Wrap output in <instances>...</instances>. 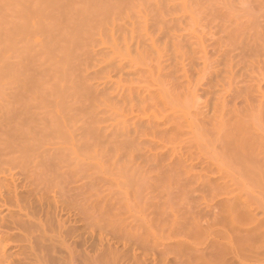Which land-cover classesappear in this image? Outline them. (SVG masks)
Masks as SVG:
<instances>
[{
  "label": "rangeland",
  "instance_id": "obj_1",
  "mask_svg": "<svg viewBox=\"0 0 264 264\" xmlns=\"http://www.w3.org/2000/svg\"><path fill=\"white\" fill-rule=\"evenodd\" d=\"M192 1L193 0H163V1L136 0L135 2L134 1H130L129 3L127 2L124 4V7L122 6L119 9L120 12L118 10H115L114 14L113 13L110 14L109 18H107L105 23H102V25H100V23L98 22L91 24L92 31H90V33L92 32L91 33L93 35L92 38L95 40V43L94 40L90 37L92 41L88 40L87 38L88 42L90 43H88L85 38L84 41H86L87 44L84 42L85 45L77 44L75 46V49H77L78 51L75 49H73V51L74 52L77 51L76 54L78 56H81L79 54H82L84 49H86V51L88 49L89 54L93 55V56L92 55L87 56L86 53L88 52L84 51L85 54L83 52V54L87 56V59L92 61V62L89 61V63H91L92 65L88 63H87L88 65H86V63L82 62V60L81 62L83 63V65L82 63L80 64L76 63L74 66H78L79 69L82 68L80 67V65L84 66L85 64L87 67L84 66V68L81 69V72L79 69H77L78 67L75 69H73L74 68L73 67L72 69L75 70L74 73L76 72L75 74H77L75 76L78 77L79 73L84 75L86 74L85 76H82L80 74L81 75L80 77L81 78L86 77L90 81L89 82L87 80V83L98 85L102 89L103 87L101 86L104 85V89L102 91L104 90L107 91V93L106 91H104L105 93L102 92L101 95H99L100 98L104 97L101 98L104 99V102L105 99H108L105 102L106 103L105 108H103L104 107L103 104L105 103L101 104L102 103L100 101L101 99L98 97V99H100L99 100L100 102L97 101L100 103L99 104L100 107H98V109L99 108L100 109L99 110L97 109L98 112H96L97 110L95 111L94 114L95 118L93 117V119H95V122L98 123V124L95 123L97 125L96 127H99V125L101 126L99 127V129L102 127L103 128L106 127L107 129L106 128L100 129L101 132L105 131L104 132L105 134L115 133V135H118L117 133L121 132L120 133L121 137L123 136L126 137L125 130L127 131L128 129L127 132L129 133H127L126 135L131 136L132 140H130L129 137L128 140L126 137L127 141H131L130 142L131 145L133 144L132 147L136 144L139 147L136 148L134 146L135 148L133 149L136 152V153L133 152L134 154L131 152L133 150L132 147L131 146H130L131 148L128 147V149L130 150V154H132V156L134 155L133 156L134 160L132 159L131 156L128 155V159L131 158V160H133L131 162H129L130 159L125 160L127 157V153H129V151H127V146L129 142L127 141L126 142L123 141V143H126L125 149H124L125 145L124 144L123 146L121 145L123 147L122 150L124 152L118 151L120 144L117 147L115 146L116 149L118 148V150L115 151V149L113 150L115 144L113 143L106 144V142L104 143L106 145L101 144V145H97L96 147V150L101 149L103 153L101 150L100 152L98 151V153L94 152L95 147H93L94 150L91 149L92 147H90V149L88 150H84L83 153L85 155V162H84L85 167L83 166V168L85 170L82 168L84 170L82 177H83V181L84 182L86 181L85 184L86 187L89 189L87 191L85 190V198H86L85 201L87 203L90 202L89 204H91L94 201L96 203L100 202L101 206H104L103 208H105V210L100 206L99 203V206L101 207V209H103V212L100 213L102 210L98 207L100 209V211L97 212L98 214L100 213L98 218L99 220L94 218V221L98 220L99 222L98 221L94 222L92 220L94 223H96V224L94 223L92 224L90 219L86 220L87 216L85 214L84 216L80 215L81 219H79L77 218L78 216L76 215V211H72L71 212L72 214L70 213V217H69L70 223L68 225L70 228L72 227L75 228V230L65 239V243H66L65 246L60 244V242L58 241V237L53 238V234H50L53 239H51V243L47 242V245H45L46 248V250H44L45 252H43L41 249L39 250L38 248L35 249L37 251L36 253L35 251L34 253L33 252L31 253V251L28 250L27 252H25L21 249L22 248L21 245L23 244L21 240L18 239L8 240L6 241V249L11 257L10 264H192L194 261L189 263L190 260L189 259L187 260V257L189 256L190 253H193L194 256H197L199 258L200 257L199 251H201L200 255L202 256L204 255L203 257L201 256L202 258L200 257L202 260H200V258L196 259L198 261L199 260L202 261L201 264H210V263L220 264V262L218 261L215 262L218 259L219 261L222 260L224 264H230V262L231 264L234 263L264 264V258H263L264 251H262L264 247L262 248L260 246L261 244L256 248L255 244L257 243L258 245L259 243L258 242H255V244L253 243L254 244L253 249L256 248L255 250H253L254 252H256L258 247L262 248V250L261 248L257 250L259 252L262 251L261 256L262 255L263 256L260 258V255L257 256L258 254L252 255L253 252L252 248L251 249L247 248V250L244 249L245 245L243 241L241 243V241L238 238H236V236L238 237V234L244 231V229L247 227L246 225L248 226L251 225L249 224V221L252 220L251 219L252 217L250 215L252 213L250 212L254 211V209L256 208L255 204H252L254 203L253 198L255 199L256 197L253 196L254 194H250L251 195L250 197L252 198L250 199L249 197L250 201L248 199L246 203L245 202L246 200L245 199H244L245 201L243 200L245 194H244V190H242L244 188V185H246V182L241 181V183H244V185L243 184L241 185L239 183L240 181L236 180L235 177L238 178V175H240L237 174L238 170H236L235 177L234 175L232 177V175L230 174L231 177L233 178V180L231 181V177H227V175L229 174H227V172L226 171L224 172L223 170L224 165L219 164L215 159L214 162L213 158L211 161L210 158L211 154L214 153V152L212 153V151H216L215 149H213L214 145H212L213 144L212 140H214L215 143L216 136L214 135L215 133H217V130H214V134L212 136L211 135L213 133L212 128L214 127L212 126V124L213 125L215 124V127L218 126L216 125L218 123L216 122V120L218 121L221 118L222 115L221 113L223 112L225 114L227 113L226 116L223 114L224 115L223 117L225 118L226 121H228L227 119L231 118L230 117L231 114L234 117V108L235 111H237L236 108L239 110L242 107L243 109L245 108L244 105H247L251 100L254 99L255 101L256 99L259 101L260 97H262V99L264 97L263 95L264 94L263 91L264 90V54H263L264 41L263 42L261 41V39L264 40V27L262 28V26H264V0H260V1L259 0H215V4H214V0H210V2L213 3H210L209 0H204V2H201L203 0H200L198 2L203 3L201 4L200 7H198L200 5L199 3H198L199 5L196 4L197 0L196 2H194V4ZM205 1L206 2L208 1V3L206 4ZM160 5L164 6V7L161 6L160 8H165V9L158 10V8L156 7ZM209 6L210 7L212 6L211 8L213 9H211ZM197 8L198 10L199 9L201 10L198 11ZM211 12L212 13L215 12V13L212 14ZM164 13H166V15ZM169 14L172 15L170 16ZM153 16L155 17V20ZM251 20H254L252 21L253 23L251 22ZM249 24L253 25L252 26L253 28ZM240 28L243 30L241 31ZM258 30L259 31L261 30L260 34H258ZM96 31L99 33H97ZM169 33L170 35H168ZM100 34L102 35V37H100ZM195 34L197 35V37L195 36L196 38L193 37V35ZM258 35L261 36L258 37ZM200 36H204L203 37L204 39ZM219 37L223 39L222 44H221V39ZM250 37L252 38L249 42ZM201 38L204 40V42L201 40ZM253 38L257 39L258 44L260 43L259 48L254 44L256 43V39L253 40ZM259 38L260 40H258ZM139 39L141 40V42H139L140 41ZM178 39L181 40L178 41ZM212 39L213 40L216 39V40L212 41ZM151 41H153L154 43L152 42L153 44L152 43L150 44ZM243 42L245 43L247 42L246 44L247 46ZM140 43L142 44L141 49L143 46L144 48L147 49V51L145 49L146 52L145 51L143 52H145L144 55L147 54L148 56V58L147 56H145L147 58V59L145 58V62H147L148 64L149 71L143 69L146 71L141 70L140 72L136 71L135 72L136 74L135 73L131 74L134 71L131 70L132 67L134 66L132 67L129 66V68H131L129 69L127 65L130 64L134 65L135 62L134 60L138 59L137 61H140L139 59L142 56H144L143 54H141L142 51L141 53H138L140 50V46H139ZM155 43H157L158 47L154 46ZM212 43L214 44V46H211L213 45ZM88 44L90 47L86 46ZM215 45L217 46L216 48ZM254 45L259 49L258 53L256 52L258 49L257 48H256L257 50L254 49L255 48ZM244 47L245 49H243ZM223 48L228 50L224 51ZM246 48H248L250 54L248 50H246ZM261 48L263 49V51ZM100 49H102V51H105L104 52L105 54L101 52ZM93 50L94 51L97 50L99 52V55L97 52L98 57L101 55V57L98 58L99 60L96 57V51L95 53H93L92 52ZM239 50H241V52H239ZM221 51L223 53H221ZM251 51L253 52L252 54L254 56L251 54ZM225 52L226 53L228 52L227 56L226 54L224 55ZM204 53L206 55H203ZM220 53L222 56L219 55ZM230 54L232 55L233 59L231 58ZM242 54L245 56H243ZM250 55L253 59L250 57ZM82 56L79 58L82 59L83 58ZM86 56H84L85 59ZM95 58L97 59V62H95L96 61ZM205 58L208 59L204 61ZM131 60H133L132 61L133 63H131ZM190 60L192 61V63ZM229 60L230 62H227ZM126 62H128V64ZM202 62L204 63V65ZM93 63L95 64L98 63V64L95 65ZM122 63L126 64L125 68L122 69L123 72L121 68L118 67V64H122ZM192 64L193 67L190 66ZM205 64L207 65L210 64V65L209 66L206 65L208 67L207 68ZM161 66H163L164 68ZM89 67H91V69ZM171 67L172 68L174 67V69L167 70V69H172ZM181 67L183 71L181 70ZM187 67L189 69H187ZM211 67L213 68L211 69ZM219 67H221V69ZM76 69L79 70V73H77ZM87 69H89L91 72ZM209 69L212 71V75H210L211 71ZM216 69H218L217 70L218 72H216ZM226 69L228 71L230 69V71L227 72ZM93 70L94 72L96 71L94 73L95 75L93 74ZM119 70L121 71V74ZM175 70L176 72H174ZM84 71H86V73ZM152 72L154 74H152ZM220 72L223 73L225 72L227 74H223ZM87 73H90V75L92 76L90 77V75H88ZM129 73L131 74V77ZM138 73L141 74L138 75ZM124 74L126 75V77L124 76ZM142 74L145 75L141 77ZM158 74L160 76H158ZM167 74H169L170 76ZM207 75L209 76V79ZM224 75H226V77ZM227 75L229 76V79H227L228 77ZM108 76L110 79L108 78ZM137 76L138 77L140 76L139 80L141 79L143 81L145 80L144 82L141 80V83L143 82L142 83L143 85L141 83L140 84L138 83L140 81L138 80ZM144 76L146 77L147 81ZM80 77H78V79H81ZM123 77L126 78L125 79L126 81L124 80ZM187 77L188 79L185 80ZM101 78L102 79L106 78V79L104 81ZM117 78L118 80L119 78H122L119 80L122 81L118 82ZM100 79L102 81H99ZM163 80L166 82V84ZM223 80L225 81V83ZM97 81H99V83ZM127 81L131 82L132 85ZM173 81L175 82L172 83ZM245 81L247 84L245 83ZM250 81L252 84L254 82L251 88H255L252 89V91L251 90L250 91L252 93H256L259 91L260 93L259 92L258 93L260 95L256 93V95L254 94L255 95L254 96L250 92V94L253 95L250 96L248 95L249 93L247 94L246 92V94L248 95L246 96L245 93H243L245 89H243L242 91L241 87L244 88L245 85H246L245 87H248V84H251L249 83ZM135 82H137V84ZM145 82L147 84H145ZM167 82H169L170 84H168ZM178 82H182V83H178ZM221 82L223 83L220 84ZM121 83L127 86L129 85V87L131 86L136 87V89H138L139 92H141V90H143L142 92H144L145 91L144 89H148L147 92H145V96H146L145 99L147 100L144 102V99H140L139 97L144 93L143 94L140 93L139 95L138 90L136 91V89L134 88L133 90L136 92L135 93L133 90L127 88L124 85V87L126 88L125 89L121 85ZM148 83L149 84L151 83V85H149ZM211 84L214 86H212ZM155 85L157 86V88L158 86H161L163 87V89H165L163 91L166 92V93L164 92V94H168L165 95L167 96V100L165 99V97L159 94L160 87L159 89H157ZM166 86H168V88ZM105 87H107V89H105ZM127 89H129L130 93L132 91L134 93V96H132L133 93L131 94L129 93V96H127L128 95ZM178 89L179 92H177ZM123 91H127V93ZM122 92L125 93L122 96L123 98L125 95L128 97V99H126L127 97L124 99L125 101H123V99L121 100L122 97H120V94H122ZM169 92L172 94H169ZM149 94L152 96H150ZM242 94L244 95L240 96ZM159 95H161L164 99H162V97ZM130 96H132L133 98ZM249 96L253 98L249 102H247L248 100L247 97ZM71 97L73 98V96ZM242 97H244L243 99L245 100H243ZM262 99L260 98V101ZM70 100L72 101L74 99L67 98L68 101L67 104L70 105L69 103H71L70 107H72L73 110H71L70 108L71 111L68 110V112L65 115L66 118H68L66 119L67 122L70 118L73 119V117H75L74 120L70 119V122L68 123L73 126L72 123L73 122L76 123L77 116H71V114L72 115L76 114L78 115V117L80 116V114L83 115V118L81 116L82 121L83 119L86 120L87 117H89V115L86 113V111L83 112L84 109L81 111L82 113L80 112L79 114H77L76 113L77 108L76 110H74L73 107L75 105H73L72 104L73 101L70 102ZM239 100L243 103H241ZM254 101L253 102L251 101L252 102L251 107L253 106V104L254 106L255 104L257 106V104L260 102L257 101L258 102L257 103L255 101L256 102L255 103ZM246 102L247 104H245ZM216 103H218V105L220 106H216ZM261 104L264 103L261 102ZM247 107H250V105H247ZM247 107L246 109L243 110L240 109L239 112L240 111L241 113L243 112L242 114H245L244 112L247 113ZM179 109H183V110L179 111ZM184 109L185 111L189 110L187 112L188 114L184 111ZM192 110H194L193 113ZM227 110L228 112H225ZM73 111L75 112L72 113ZM230 111H232L231 114H229ZM202 112L204 113V115ZM195 114L197 115V117L195 116ZM217 115L220 116V118L217 117ZM172 116L174 118H172ZM202 116L205 117L202 118L201 120ZM90 119L88 118V120ZM209 119L211 120V122ZM79 120L80 118H78L77 120L78 124L80 123ZM220 120H223V118ZM251 121L248 120V123ZM253 121H252L253 124L254 122L256 123V121L254 122ZM189 123H191L190 125L192 127L189 125ZM200 123L201 125H203V123L206 124L208 126V129L211 128V130L209 129V131H207L206 129H202L201 128L202 126L200 127ZM208 123L210 125H208ZM253 124H250L251 130L255 129V127H253L254 129H252V126H254ZM173 125L179 126V127L177 126L179 128L178 129L179 131L178 132L176 131L177 133L174 131L175 128L173 130L172 128ZM219 125H220V121H219ZM138 126L139 128H137ZM255 126H257V123ZM170 129H172V131H170ZM188 129H190V131ZM213 129H217V128H213ZM109 130L110 131L112 130V132H110ZM114 130L116 132H114ZM121 130H124V132ZM204 130H206L207 133ZM192 131L194 132V134ZM253 132H256V129ZM171 133L177 134V137L176 135H173ZM115 135L113 136L112 134V135H108L107 137L108 139H110L113 136L112 138H114L115 140L116 138ZM206 135L208 137L211 136L213 139L211 137L208 138ZM197 136L199 137L197 138ZM204 137H205V142L202 143L201 140L203 139L204 141ZM196 138L197 140H195ZM190 140L192 143H190ZM115 142H119V141H115ZM217 145L218 144H216V147ZM143 155H147V157ZM141 157H143L144 161L142 160ZM178 160H180V162ZM123 161H128V163L125 162L126 164H124ZM210 161L212 163H210ZM176 162L177 163L179 162L180 164L178 163L179 164L178 165ZM207 162L209 163L207 164ZM123 164L124 166L127 165L125 166V168L127 167L126 169L124 168ZM177 166L180 167V169ZM231 167L234 168L235 166L230 164V166H227L225 169ZM177 171L179 174L176 173ZM224 173H226V175ZM225 176L227 177V179L230 178L229 179L230 181H228ZM203 177L205 181H203ZM206 177L209 178L208 179L209 181L207 180ZM222 177L223 179H221ZM234 178L236 180V183L238 181L239 184L238 183L235 184ZM223 182H225L226 184ZM229 183H231L232 185ZM229 185H231L234 188L230 187ZM236 187L237 189L235 190ZM251 187L252 186H250L249 189ZM229 188H231V190ZM208 190H210V192H207ZM211 190L214 192H211ZM248 190H246L245 188V191L248 192ZM90 191L91 193H89ZM92 191L94 192V194L96 192V195H93L95 197L91 196L93 194ZM234 195L236 198H234ZM92 197L94 201L91 199ZM226 198L228 199V202L231 198L236 200L233 202H238L237 200L239 199L238 203H240L241 207L237 206L238 203H236L235 205L237 209L242 208L245 209L246 211L245 212L243 210L244 212L241 211V213L239 214V217H243L242 219L238 217L240 221L236 217L234 222L237 225L235 223L233 225V222L231 220H227L228 218H225L224 215L223 216L220 215L221 217L219 216L217 219H215L216 218L215 217L214 218L215 220L211 218L212 216H214L213 213H215V211L219 209V208L216 209L218 205L221 202L224 203L225 201H227ZM97 200H99V202H97ZM210 202L211 205L209 208L208 205L210 204ZM241 202H243L244 204L243 207ZM248 206H250L249 209ZM251 206H253V208ZM207 211H209L210 214ZM248 211L250 214L247 213ZM239 212L237 211V214ZM244 213L247 215H245ZM260 215L261 217L263 216L262 213H259L257 217H260ZM81 216L84 217L83 219H85L86 221H84ZM222 217L224 220L221 219ZM261 220H263V218H261ZM244 222L247 224H245ZM195 225H197L198 227ZM231 227L234 229H232ZM218 229H220V231ZM224 229L226 230V232ZM230 229H232V232ZM237 230H240V232L239 231L236 232ZM215 231L218 232L217 235H215L216 234ZM230 233H233L234 235ZM231 236H234L235 238ZM229 237L233 239L229 240ZM207 241L211 242V244L213 242L217 243L219 241L220 245L223 244L221 246H223L222 248L225 250V253L224 250H219L221 248L217 247L215 248V250L217 249L216 250L217 254L211 255L212 253L211 249L213 246L209 244ZM222 241L223 243H221ZM200 243H202L205 246H203ZM230 244L232 245V247ZM236 244H240V245L236 247L237 246ZM242 244L244 245V247ZM208 245L212 246L211 249H209ZM186 247L189 248L188 251H185ZM174 248H177V250ZM237 248L239 249L241 248L243 251H241V249L238 250ZM179 249H181L182 252H180ZM226 249L229 251H227ZM226 251L229 252L230 254H228ZM239 251L241 252V254H239L240 253ZM195 252L196 253L199 252V253L196 254ZM208 255L210 259L208 258ZM215 255L217 256V259ZM234 255L236 256V259L234 258L235 257ZM241 258H243V260ZM254 258L255 260H257V262L254 260ZM239 259H241V261ZM198 261H196L197 263L195 262L194 264H200L198 263Z\"/></svg>",
  "mask_w": 264,
  "mask_h": 264
},
{
  "label": "bare ground",
  "instance_id": "obj_2",
  "mask_svg": "<svg viewBox=\"0 0 264 264\" xmlns=\"http://www.w3.org/2000/svg\"><path fill=\"white\" fill-rule=\"evenodd\" d=\"M130 1L135 2L136 0H0V264H10V258L11 257H10V254L7 252V249H6V241L12 240V239L21 240L23 242V244L21 245V247H22L21 249L25 252H27V250L31 251V253L32 252L34 253V251L36 253L37 251L35 249H37V248L39 250L41 249L43 252H45L44 251V250H46L45 245H47V242L51 243V239H53L55 237H58V241L60 242V244L65 246V244H66L65 239L71 233H73V231L75 230V228H73V227L70 228L68 225L70 223L69 217H70V213L72 211H76V215L78 216L77 218H79V219H81L80 215L84 216V214H85L87 216L86 220L90 219L91 223L93 224L94 222H97L99 220L98 219L99 214L103 212V209L105 210V208H103L104 206H101V203L99 202V200H97V202L100 203V206L103 209H101V207L99 206V203H96L94 201L93 197H95V196H93V195H96V192L94 194V192L92 191L93 194L91 196H93V197L91 199L94 202H92V201L91 202L93 204L92 203L89 204L90 202L87 203L85 201V199H86L85 198V190L87 191L89 189L86 187V185H85L86 181L84 182L83 177H82L84 170H85L83 168V166L85 167V165H84L85 155L83 152H84V150L90 149V147H92L91 149L94 150L93 147H95L94 152L98 153V151L100 152L101 149L96 150L97 145H101V144L106 145L107 143L115 144L114 148L112 147L113 145L111 146L113 148V150L115 149V151L118 150V148L116 149L115 146L117 147L120 144L121 150L119 147L118 151H123L122 146H123V144L124 145L126 144V143H123V141L126 142L127 139L128 140H129V138H130V140H132V139H131V136L126 135L127 133H129V132H127L128 131V129H127V131L125 130V136L127 137V139L124 136H123L124 137V139H123V137H121V134H120L121 132H120V133H117L118 135H115V133H112L113 136L115 135L116 138L114 140V138H112L113 136L112 137L110 136L111 137L110 138L111 141H110V139H108L107 136L112 135V134L107 133L108 134L107 135L104 133L105 131L101 132L100 129H102L103 127L99 129V127H101L100 125H99V127H96L97 126L96 124H98V123L95 122V119H93V117L95 116L94 115L95 111L98 109V107H100L99 102L101 101L102 102L101 104H103L108 100V99H105V102H104V99H101L104 97H101V98L99 97V95H101V93L106 91V90L102 91L104 89V85L101 86V87H103V89H102L98 85H93V84L87 83L88 79L86 77L85 78L80 77L81 75L82 76L86 75V74L84 75V74L79 73V70L81 72V69H83L84 66L91 64V63H89L90 60L87 59V56H91L92 54H89L88 49H87V51H86V49H84L83 52L85 51L88 53H86L87 56L84 55L85 52H84V54L82 52L83 56H82V54H79L83 57L81 59V58H79L81 56H78L76 54V52L78 50L75 49V46L77 44L85 45L84 42L87 44L88 40L92 41L93 35L91 34L92 32L90 33V31H92L91 30V28H92L91 24L98 22V23H100V25H102V23H105L106 19L109 18L110 14H112V13L114 14L115 10L119 11V9L122 6L124 7L125 3H127V2L129 3ZM198 1H200V0H197L196 4L199 3ZM192 2L194 4V2H196V0L195 1L193 0ZM201 2H204V0ZM209 2H210V0H209ZM207 3H208V1L206 2V4ZM210 3H213V2H210ZM199 4H198L199 5L198 7H200L201 4H203V3H199ZM214 4H215V0H214ZM161 6L162 5H160L156 8H158V10L165 9V8H160ZM162 7H164V6H162ZM152 9H153V7H152ZM211 9H213V8H211ZM158 10H157V12H158ZM197 10H198V8H197ZM199 10H201V9H199ZM212 11H215V10H212ZM217 12H219V11H217ZM214 13H212V14H214ZM164 14L166 15V13H164ZM169 15L171 16L172 14H169ZM154 20H155V17H154ZM108 21H109V19H108ZM252 21H254V20H251V22ZM167 22H169V21H167ZM250 26L252 27L253 25H250ZM263 27L264 26H262V28ZM258 28H260V27H258ZM93 29H94V27H93ZM242 30L243 29H241V31ZM85 31H87L88 33ZM256 31H254V32H256ZM260 31L258 30V34H260ZM94 32H95V30H94ZM97 33H99V32H97ZM175 33H176V31H175ZM239 33H240V30H239ZM226 34H228V33H226ZM231 34H233V33H231ZM250 34H251V32H250ZM168 35H170V33ZM195 36L197 37L196 34L193 35L194 38H196ZM259 36H261V35H258V37ZM100 37H102L101 34H100ZM200 37L203 38L204 36H200ZM85 38H86L87 42L84 41ZM87 38H88V40H87ZM202 38H201V40L204 42V40H203L204 38L203 39ZM251 38L252 37H250L249 42H250ZM152 39H150V40H152ZM216 39H214V40L212 39V41H215ZM220 39H221V44H222L223 39L222 38H220ZM255 39L253 38V40H255ZM179 40H181V39H178V41ZM258 40H260V38ZM197 41H198V38H197ZM261 41L263 42L264 40L261 39ZM139 42H141V40ZM152 42L153 41H151L150 44ZM257 42L258 41L256 39V43ZM88 43H90V42H88ZM94 43H95V40H94ZM243 43H245V42H243ZM256 43H254V44L256 46H258V48H259L260 43L259 44L257 43L258 45ZM155 44H154V46L158 47L157 43H155ZM246 44H247V42L245 43V45ZM141 45L142 44L140 43V45H139L140 50L138 53H141V51H142L141 54L144 55L145 52L147 51V49L144 48V46L141 49ZM216 45H215V48L217 47ZM255 45H254L255 48L252 46L254 49L257 48ZM86 46H89V44ZM165 46H164V48H165ZM211 46H214V44ZM222 46H221V48H222ZM241 46H242V44H241ZM91 47H92V45H91ZM151 47H153V46H151ZM263 48H264V45H263ZM73 49H75L77 51L74 52ZM94 49H95V47H94ZM145 49H146V51H145ZM243 49H245V47ZM100 50L103 53L105 52V51H102V49H100ZM212 50H214V49H212ZM223 50L225 51L228 49L223 48ZM241 50H239V52H241ZM246 50H248V48H246ZM95 51H96V57L98 59L99 57H101V55L98 57L99 52L97 50H95ZM95 51L93 50L92 52L95 53ZM143 51H145V52H143ZM258 51H259V49L256 52L258 53ZM262 51H263V49H262ZM97 52H98V55H97ZM248 52H249V50H248ZM90 53H91V51H90ZM221 53H223V52L221 51ZM221 53L219 55H221ZM227 53L225 52L224 55L226 54V56H227ZM252 53L253 52L251 51V54ZM249 54H250V52H249ZM203 55H206V54L204 53ZM84 56H86V59L84 58ZM145 56H147V54L142 56L139 59L140 61H137L138 59L134 60L135 61L134 65L133 64L127 65L128 68H129V66L130 67L134 66V67H132V69L129 68L131 70H134L133 72L131 71L132 72L131 74L135 73L136 71L140 72L143 69H146L149 71L148 64H147V62H145V58H146ZM243 56H245V55H243ZM204 57H206V56H204ZM250 57H251V55H250ZM258 57H259V54H258ZM147 58H148V56H147ZM231 58H232V55H231ZM97 59L95 62H97ZM207 59L205 58L204 61ZM227 59H229V58H227ZM81 60H82V62L86 63V65L84 64V66H82L83 63L81 62ZM132 61L133 60H131V63H133ZM165 61H167V60H165ZM172 61H175V60H172ZM90 62H92V61H90ZM159 62H161V61H159ZM227 62H230V60ZM76 63H79V64L82 63V65H80V67H82V68L79 69L78 66H74ZM126 63L128 64V62H126ZM191 63H192V61H191ZM79 64H77V65H79ZM93 64H95V63H93ZM97 64H95V65H97ZM203 65H204V63H203ZM206 65L207 64H205V66ZM209 65H207V66H209ZM125 66H126V64H123V63L118 64V67H120L121 70L123 68H125ZM190 66L193 67V64ZM161 67H163V66H161ZM188 67H187V69H189ZM213 67H211V69ZM72 68L73 69H75V68L79 69V70H77V69L76 70H77V73H79L78 77H80L81 79H78V77L75 76L77 74H75L76 72L74 73L75 70H73ZM89 68L91 69V67H89ZM219 68L221 69V67H219ZM224 68H225V65H224ZM115 69H116V67H115ZM173 69H174V67L172 69H167V70H173ZM85 70H86V68H85ZM87 70H89V69H87ZM146 70H143V71H146ZM181 70H182V67H181ZM217 70L218 69H216V72H218ZM119 71H118V73H119ZM229 71H230V69H229ZM229 71L227 70V72H229ZM84 72L86 73V71H84ZM95 72L93 70V74ZM122 72H123V70H122ZM174 72H176V70ZM115 73H117V72H115ZM220 73H223V72H220ZM87 74L90 75V73H87ZM120 74H121V71H120ZM131 74H130V77H131ZM140 74L141 73H138V75H140ZM152 74H154V73L152 72ZM159 74H160V72H159ZM159 74H158V76H160ZM182 74H184V73H182ZM223 74H227V73L224 72ZM143 75H145V74H142L141 77H143ZM167 75H169V74H167ZM210 75H212V71H211ZM91 76L92 75H90V77ZM124 76L126 77L125 74H124ZM161 76H164V75H161ZM224 76L226 77V75H224ZM139 77H138V80L140 79ZM176 77H177V75H176ZM106 78H103V79L101 78V79L105 81ZM108 78H109V76H108ZM161 78H163V77H161ZM101 79L99 81H102ZM109 79H107V80H109ZM120 79H122V78H119V80ZM125 79L126 78H124V80ZM145 79H146V77H145ZM170 79H172V78H170ZM170 79H168V80H170ZM187 79H188V77L185 80H187ZM208 79H209V76H208ZM212 79H211V81H212ZM218 79H219V77H218ZM227 79H229V76L227 77ZM117 80H118V78H117ZM119 80H118V82L122 81V80L121 81H119ZM141 80H139L140 81V82H138L139 84L141 83ZM165 80H166V78H165ZM99 81H97V82L99 83ZM146 81H147V79H146ZM175 81H173L172 83H174ZM246 81H245V83H246ZM113 83H115V82H113ZM128 83L131 84V82H128ZM135 83L137 84V82H135ZM167 83L170 84L169 82H167ZM178 83H182V82H178ZM222 83L223 82H221L220 84H222ZM224 83H225V81H224ZM230 83H232V82H230ZM249 83H251V81ZM145 84H147V83L145 82ZM154 84H157V83H154ZM165 84H166V82H165ZM253 84H254V82H253ZM253 84L252 83L248 84V87H245L246 85L244 86V88L241 87L242 91H243V89H245L243 93H245L246 96H248V95L253 96L254 94L256 95V93L259 92V91L256 92L257 89L255 90L256 93L251 92L252 89H255V88H251V86ZM121 85L124 87L125 84L121 83ZM149 85H151V83ZM183 85H181V86H183ZM125 86L127 88H130L131 90H133L134 88L136 89V87H133V86H131L132 88L129 87V85L128 86L125 85ZM207 86H209V85H207ZM212 86H214V85H212ZM225 86H226V84H225ZM107 87H105V89H107ZM159 87H160V89H159ZM164 87H165V85H164ZM166 87L168 88V86H166ZM236 87H237V85H236ZM156 88H157V86H156ZM182 88H184V87H182ZM227 88H228V86H227ZM157 89L160 90V92L158 91L159 94H161L167 100V96H165V95H168V94H164L165 91H163L165 89H163V87H161V86H158ZM179 89L177 92H179ZM127 90H128V93H127V91H123V92L127 93L128 94L127 96H129L130 91H129V89H127ZM137 90L138 89H136V91ZM144 90H145L144 92H142L143 90H141V92H139V90H138V92H139V95H140V93L141 94L144 93L143 95H141L139 97H140V99H144V102H145L147 100V99H145L146 98L145 92H147L148 89H144ZM121 91H122V89H121ZM223 91H224V89H223ZM225 91H227V90H225ZM261 91H262V89H261ZM123 92H122V94H120V97H122L123 94H125ZM246 92H247V94L248 93L249 94L247 95ZM250 92L253 95H251ZM106 93H107V91H106ZM131 93H133V92L131 91ZM259 93H258V95H260ZM169 94H172V93L169 92ZM161 95H159V96H161ZM243 95L244 94H242L240 96H243ZM71 96H73V98ZM127 96L125 95L124 98L123 97L121 98V100L123 99V101H125L124 99ZM132 96H134V93L132 94ZM132 96H130V97H132ZM150 96H152V95H150ZM98 97L101 100L98 99ZM163 97H162V99H164ZM244 97H242V99ZM249 97H247V99H248L247 102H249L253 98V97H250V98ZM67 98L68 99L69 98L74 99V100H72L73 101L72 104L75 105L73 107L74 110H76V108H77V110H76L77 114H79L84 109L83 112L86 111V113L89 115V117H87L86 120L83 119V121H82L81 116L83 118V115L80 114V116L78 117V115H76V114L75 115L71 114V116H77L76 123L72 121L73 123L72 122L71 123L73 124V126L71 124H68L70 122L71 118L67 122L66 119H68V118H66L65 114L68 112V110H70V108H71V110H73V109H72V107H70L71 103H69L70 105L67 104V102H68ZM132 98H130V99H132ZM219 98H220V96H219ZM260 98L262 99V97H260ZM260 98H259V101H260ZM126 99H128V97ZM140 99H138V100H140ZM243 100H245V99H243ZM263 100H264V97L260 102L255 99V101L256 102L258 101L259 103L257 102L258 103L257 106H256V104H255V106L253 104L252 107H251V104L254 101V99L251 100L252 102L250 101L248 104L246 102L245 104L250 105V107H247V105H244L245 108H243V109H246V107H247V113L244 112L245 114H242L243 112L241 113V111L239 112V110L242 109V107L239 110L236 108L237 111H235V108H234V117L235 118L231 114L232 111H230V113H229V114H231L230 117L233 119L232 120L231 118H228L227 120L230 122L226 121L225 118L223 117L224 115L226 116L227 113L226 114L224 112L221 113L222 114L221 118H220V116H218L220 114H218L217 117H219L220 119L223 118V120H220V119L218 121L216 120V122H218L216 124L218 126H216V127H215V124L214 125L212 124V126H214L213 128H217V129L212 128L213 133L211 134L213 136L214 130H217V133H215V135H214V136H216L215 143H214V140H212L213 138L211 136L208 137L206 135L208 138H210V137L212 138L211 139L213 141L212 145H214L213 149L216 150V151H212V153L213 152L214 153L211 154V156H213V157L210 156L211 161L213 158V160L215 159L219 164L224 165V167L222 166L224 168L223 169L224 172L226 171L227 174H229V175H227V177H231V175H232V177H233V175L235 177L236 176L235 175L236 170H238L237 174H240L242 176L238 175V178L235 177L236 180L240 181L239 183L241 185L242 184L244 185V183H241V181L246 182V185H244V188L242 189V190H244V194H245V197L243 196L244 197L243 200L245 199L246 201L245 200L244 201L246 203H247V200L249 199V197L251 196L250 194H254L253 196L256 197L255 199L253 198L254 203H252V204H255L256 208L254 209V211L250 212L252 214H250L249 211L247 212L252 217L251 218L252 220L250 219L251 221H249V224H251V225L250 226L246 225L247 227L244 229V231H242L240 234L237 233L238 237L236 236V238H238L241 241V243L243 241V243L245 245V247H244V245L242 244L244 249L247 250V248H249V249L252 248V251L255 250L257 248V246H259L260 244H261L260 246L262 248L264 247V104H261V102L264 103ZM72 101L70 100V102H72ZM97 101H99V102H97ZM141 101H143V100H141ZM141 101H139V102H141ZM241 103H243V102H241ZM105 105H106V103L103 104V106H104L103 108H105ZM216 106H220V105H218V103H216ZM101 108H102V106H101ZM86 109H88V110H86ZM98 110L96 112H98ZM182 110L183 109H179V111H182ZM216 110H218V109H216ZM184 111H185V109H184ZM188 111H185V112L187 113ZM193 111L194 110H192V113H193ZM222 111H224V110H222ZM74 112L75 111H73L72 113H74ZM174 112H175V110H174ZM225 112H228V110ZM197 113H198V111H197ZM214 113H215V111H214ZM203 115H204V113H203ZM195 116L197 117L196 114H195ZM199 116H201V115H199ZM204 117L205 116H202L201 120ZM74 118L75 117H73V119H71V120H74ZM78 118H80L79 124L77 121ZM88 118L89 119L91 118L90 120H92V121L88 120ZM172 118H174V117L172 116ZM229 119H231V120H229ZM248 120L256 121L257 126H255L256 123L254 121H253L254 124L252 123V121L249 122L250 124L254 125V126H252V125L251 126H252V129H254L253 127H255L256 132H253V131H255V129L251 130V127H250V124L248 123ZM203 121H205V120H203ZM212 121H215V120H212ZM219 121H220V125H219ZM210 122H211V120H210ZM94 124H95V126H94ZM190 124L191 123H189V125ZM208 125H210V124L208 123ZM177 126L178 125H175V126L173 125V127H172L173 130L175 128V130H174L175 132L179 131L178 130L179 126L178 127ZM191 127H189V128H191ZM200 127L202 129H206L207 131H209V129L211 130V128L208 129V126L204 123H203V125H201V123H200ZM105 128H103V129H105ZM137 128H139V126ZM132 129H135V128H132ZM188 130L190 131V129H188ZM206 130H204V131L207 133ZM121 131L124 132V130H121ZM170 131H172V129H170ZM110 132H112V130ZM114 132H116V131L114 130ZM200 132H201V130H200ZM174 133H171V134L176 135V137H177V134H174ZM209 133H211V132H209ZM142 134H144V133H142ZM193 134H194V132H193ZM199 135H200V133H199ZM198 137L199 136H197V138ZM197 138L195 140H197ZM113 140H114V142H113ZM115 141H119V142H115ZM201 141H202V143H204L205 137H204V141H203V139ZM105 142H106V144H104ZM127 142H129L128 146H127V151H129V153H127V157L125 160L130 159L129 162H131L134 160L133 159L134 155L132 156V154H130V150L128 149V147L131 148L133 144L131 145V143H130L131 141H127ZM190 143H192L191 140H190ZM216 144H218L217 147H216ZM134 146L136 148L139 147V146H137V144ZM134 146L132 147V149L135 148ZM125 148H126V145L124 146V149ZM131 152L133 153V152H135V150L133 149ZM102 153H103V151H102ZM128 155L131 156L133 160H131V158L128 159ZM99 156H101V155H99ZM143 156L147 157V155H143ZM141 158L144 161L143 157H141ZM145 160H147V159H145ZM215 160H214V162H215ZM178 161L180 162V160H178ZM211 161H210V163H212ZM123 162H124V164L128 163V161H123ZM208 163L209 162H207V164ZM124 164H123V166H124ZM230 164H232L235 167L225 169L227 166H230ZM125 166H127V165H125ZM125 166H124V168H125ZM178 168L180 169V167H178ZM176 173L179 174L178 171ZM221 174H222V172H221ZM224 174L226 175V173H224ZM227 177H226V179H227ZM232 177H231V181L233 180ZM206 178H207V180L209 179L208 177H206ZM235 178H234V180H235ZM221 179H223V177ZM229 179L230 178H228L227 180L230 181ZM227 180H225V181H227ZM236 180H235V184L238 183V181L236 183ZM203 181H205L204 177H203ZM210 181H211V179H210ZM213 181H215V180H213ZM223 183H225V182H223ZM211 184H213V183H211ZM229 184H231V183H229ZM231 185H229V186L232 187ZM248 185H249V187L250 186H252V187L249 189ZM229 186H227V187H229ZM237 187L235 188V190L237 189ZM232 188H234V187H232ZM245 188H246V190L249 189L248 192L245 191ZM252 188L255 190H253ZM229 189L231 190V188H229ZM237 191H239V190H237ZM205 192H206V190H205ZM207 192H210V190H208ZM211 192H214V191L211 190ZM89 193H91V191ZM232 198L229 200V202H228V199L226 198L227 201H225L226 203L224 202L225 204L223 202H221L219 204L220 207H219V205L217 208L215 207L216 209H218V208L219 209L216 210L215 213H213L214 216H212L211 218L214 219L216 217L215 219H217L220 215L221 216L224 215L225 218H228L227 220H231L233 222V225L235 223L234 221H235L236 217L240 221V219H242L243 217H239V214L241 213V211H243V210L245 211V209H242V208L237 209L235 204L239 202V199L237 200L238 202H233L236 200H234ZM234 198H236L235 195H234ZM239 198H241V197H239ZM251 198L252 197H250V199ZM250 199H249V201H250ZM94 203H96L98 206ZM241 203H242V207H243L244 204H243V202H241ZM210 205H211V202L208 205L209 208H210ZM216 205H217V203H216ZM247 205H249V204H247ZM237 206L241 207L240 203H238ZM253 206H251V207L253 208ZM98 207L102 210L99 214L97 213L100 211V209ZM249 207L250 206H248V209H249ZM212 209H213V207H212ZM237 211L238 212L240 211V212L237 214ZM207 212L209 213V211H207ZM259 213H262L263 216L261 217V215H260V217H257V215ZM245 215H247V214H245ZM94 216H96V217H94ZM91 217H93V218H91ZM83 218L84 217H82V219ZM94 218L98 219V220L94 221ZM246 218H247V216H246ZM261 218H263V220H261ZM221 219H223V217ZM83 220L86 221L85 219H83ZM94 224H96V223H94ZM195 224H197V223H195ZM245 224H247V223H245ZM195 226H197V225H195ZM199 228H197V229H199ZM232 229H234V228H232ZM232 229H230L231 232H232ZM218 230L220 231V229H218ZM235 230H233V231H235ZM217 231H215L216 232L215 235H217V233L219 232V231L218 232ZM238 231L240 232V230H237L236 232H238ZM225 232H226V230H225ZM236 232H234V233H236ZM50 234H53V238ZM213 234H214V232H213ZM230 234H233V233H230ZM226 237H225V240H226ZM231 237L235 238L234 236H231ZM231 237H229V240L233 239ZM212 240H214V239H212ZM216 240H215V242H216ZM211 242H208V243L211 244ZM218 242L217 243L213 242L211 244L213 247L211 245H208L209 249H211V247H212V249L214 248L213 250L215 251L214 252L211 249V252H212L211 255L217 254V251H216L217 249L215 250V248H217V247L221 248L219 250H224L222 248L223 246H221L223 244L220 245V242L219 243ZM233 242H234V240H233ZM251 242H252V244H251ZM255 242H258L259 244L257 245V243L255 244ZM221 243H223V241ZM253 243L256 245L255 246L256 248H254V249H253V247H254ZM200 244H202V243H200ZM249 244H250V247H249ZM236 245H237L236 247H238V245H240V244H236ZM251 245H253V246H251ZM203 246H205V245H203ZM231 247H232V245H231ZM261 247H258V249ZM179 248H180V245H179ZM226 248H227V246H226ZM262 248H261V250H262ZM174 249L177 250V248H174ZM237 249L240 250L241 248L240 249L237 248ZM179 250H180V252H182L181 249H179ZM188 250H189V248L186 247L185 251H188ZM195 250H196V248H195ZM257 250H256V252H259ZM193 251H194V249H193ZM227 251H229V250H227ZM241 251H243V250L241 249ZM252 251H250V252H252ZM262 251H264V249ZM262 251L259 253H256L253 251L252 255L258 254L257 256L260 255V258H261L263 256V255L261 256ZM199 252L201 254V251H199ZM199 252H197V253H199ZM207 252H209V251H207ZM183 253H185V252H183ZM224 253H225V250H224ZM227 253L230 254L229 252H227ZM200 254H199V256L201 257L202 255H200ZM203 254H204V252H203ZM207 254H209V253H207ZM228 254H227V256H228ZM239 254H241V252ZM33 255H35V254H33ZM231 255H232V253H231ZM193 256H194L193 253H190L189 256L187 257V260L188 259L190 260L189 263L194 261L192 263V264H194L196 261H198V260H196L198 257L197 256L193 257ZM201 258H200V260H202ZM208 258H209V255H208ZM234 258L236 259V256ZM263 258H264V256H263ZM216 259H217V256H216ZM241 259L243 260V258H241ZM241 259H239V260L241 261ZM200 260L198 261V263L201 264L202 261H200ZM204 260H205V258H204ZM254 260H255V258H254ZM217 261L220 262V264L221 263L224 264V262H222V260L219 261V259H218L215 262H217ZM240 261H238V262H240ZM255 261L257 262V260H255ZM11 262H12V259H11ZM210 264H212V263H210ZM213 264H215V263H213ZM230 264H231V262H230Z\"/></svg>",
  "mask_w": 264,
  "mask_h": 264
}]
</instances>
